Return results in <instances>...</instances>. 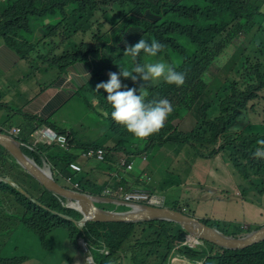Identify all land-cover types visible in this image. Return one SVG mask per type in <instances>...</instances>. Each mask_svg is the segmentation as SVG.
Instances as JSON below:
<instances>
[{
  "label": "trees",
  "instance_id": "1",
  "mask_svg": "<svg viewBox=\"0 0 264 264\" xmlns=\"http://www.w3.org/2000/svg\"><path fill=\"white\" fill-rule=\"evenodd\" d=\"M29 2L39 7L35 9L39 11L38 14H35V10L34 15L21 10V6L28 5V2L0 0V30L12 27L31 39L30 43L24 41L22 48L7 44L20 58L29 62L31 72L39 70L50 76L59 75L73 62L83 60V38L79 39V34L96 37L97 32L100 34L105 29L101 35L104 38L93 50L108 61L111 72L119 74L118 65L131 70L137 63L162 59L171 65L179 63L181 72L188 73V76L191 73L197 74L196 79H188L182 86L161 81L146 83L142 79L135 83L131 78L121 76L122 85L136 88L137 95L139 87L146 83L149 93L147 99H167L174 111L168 116L165 126L146 139H138L128 133L127 137L111 148L103 160L105 171L114 167L116 155L129 151V143L132 142L133 152H145L148 155L149 169L155 174L171 172L185 175L191 171L192 161L218 156L224 162L229 160L242 167L245 176L249 175V170H253L256 177L264 181V158L257 159L252 154L257 141L264 139V134H241L236 137L230 134V126L239 119L243 110L248 109L249 102L255 100L264 87V0ZM7 4L11 10L6 22L2 19L6 17L4 11L8 10ZM141 38L158 40L166 48L156 57L146 56L143 52L135 59L124 56L127 46ZM0 39L3 40L1 32ZM232 47V58L244 57L242 80L230 78L216 90L213 82L218 80L224 65L217 66V62ZM108 80L109 75L101 74L91 79L90 84L96 90L97 84ZM122 90L126 88L122 87ZM97 94V104L93 109L109 117L111 128L107 135L120 132L123 125L111 118L113 109L106 100L108 93L100 89ZM193 116L197 119L196 126L193 125ZM175 119L179 120L178 123L170 126V122ZM32 131L33 125L30 124L25 127L22 136L28 138ZM239 137H243L244 141L241 142ZM25 152L33 155L29 151ZM48 154L53 168L59 169L55 178L61 181L60 171L68 172V163L74 156L62 150L48 151ZM36 158L39 159L38 156ZM5 163L9 166L7 173L3 174L1 171L6 168ZM6 178L15 181L27 194L6 182ZM75 180L80 182L84 191L102 193L103 187L94 184L85 174L77 175ZM197 182L202 186L205 183L203 179ZM138 184L143 185L141 181ZM217 198V191L201 189L197 202L211 204L212 207L216 202L211 203V200L216 201ZM63 201L64 198L42 186L0 144V238L8 239L4 247L15 238L11 233L13 219H17L25 229L39 237L44 249L50 248L53 236L58 233L55 229H63L74 243L79 234L89 245L106 246L110 254L103 253L102 261L112 259L117 264H164L175 242L186 236L178 223L179 229L174 227L175 222L164 220L90 221L83 229H79L73 221L80 220L82 214L67 208ZM185 202L188 203V200ZM171 205L179 210L183 207L178 199L173 200ZM102 206L106 209L115 208L112 203H104ZM125 209L127 207L118 206V210ZM203 221L234 235L258 228L256 224L245 228L241 223L239 226H231L229 232L217 224ZM50 234L51 241L48 240ZM66 242L61 241L55 251ZM207 244L211 250L208 256L206 249L183 247L181 252L191 260L206 256L204 264H264V240L244 249H224L209 242ZM74 255L67 252L65 262ZM29 260H33L31 255H0L2 264H19Z\"/></svg>",
  "mask_w": 264,
  "mask_h": 264
},
{
  "label": "clouds",
  "instance_id": "2",
  "mask_svg": "<svg viewBox=\"0 0 264 264\" xmlns=\"http://www.w3.org/2000/svg\"><path fill=\"white\" fill-rule=\"evenodd\" d=\"M1 1H4V0H1ZM104 31L105 29H102L100 34H98L97 32L96 37L84 36L82 34H79V39L83 38V44L81 45L82 47L81 50L83 52V60H78L73 63L82 62L84 64H87L91 68L90 73L93 78L101 74L109 75V80L107 82H102V83L97 84L95 91L99 92L100 89H104L108 93L106 100L113 109V111L111 112V118L116 123L123 125L122 129L120 130L121 133H124V134L131 133L134 137L138 139H146L158 133L165 126L168 116L173 113L174 109H173L172 104L167 99L148 100L147 98L149 96V93L145 87V84L148 82L156 83L157 81L162 79L167 84H170V85L174 84L176 86H182L185 83V74L183 72L177 71L176 68H174L171 64L166 63V61L162 59L154 61V62L152 61L146 62L144 64L137 63L134 65V67L131 70H128L124 66L118 65L120 68V73L117 74L115 72H111L108 68L109 66L108 61L104 59L101 55H99L96 51L93 50V48L97 45V43L101 39L104 38V37H101ZM90 40L93 42H89ZM165 48H166L165 45L158 40L153 39L150 41L148 39L141 38L135 41L133 45L127 46L123 55L130 56L133 59H135L141 54V52H143L146 56L156 57L157 55H160L161 53H163ZM89 51H92V53L88 54ZM222 56L217 62V66L223 65L220 63ZM19 59L24 61L27 64V70L25 74L27 76H30L31 80H35L41 86H44V87L50 85L59 75H61L71 65L70 64L59 75L50 76L49 74L43 73L39 70H35L31 72L29 62L20 57ZM84 74H86L90 78V74L87 73L83 68L81 79L83 78ZM121 76H123L126 79L131 78V80H133L134 82L137 80H141V79L144 82H146L145 84L141 85L139 89V95H137L136 88H127L126 86L122 85ZM34 77L35 79H33ZM122 87L126 88V90H122ZM261 91L262 89L259 92ZM253 101L255 100H252L251 102ZM251 102H249L248 107H251L253 105V103L251 104ZM25 118H26V121L22 125H12L10 121V117H5L1 123L2 125H0V130L6 131L7 133L11 134L16 140H18L20 144V148L22 149L24 154L28 156L34 164H36L40 168L47 171L60 185L72 191H75V192L94 195L100 198H106L107 200L101 199V200H97L94 202L97 207L102 208V209H104V207L102 206V204L104 203H112L115 205V208L109 209V210H118V206L127 207V209L125 210H118L122 212L139 210L142 208L143 205H150L152 207H163V206L171 207L170 205H166L167 201L165 200V197L163 196L161 191L158 190L156 187H153V188L128 187L126 185V182L124 181V178L121 176L119 172L120 169H124L126 171H133L135 158L138 156H142L143 160L147 162L148 155L145 152L135 153L133 152V150H129L126 153L119 154L118 156H116V160H117L116 163H114L115 166L117 167L116 173L113 176H109L107 179L101 181L93 176V174L91 173V170L94 167L103 163V160L109 154L111 148L107 147L105 144L96 143V142L79 143L77 141L74 145L72 139L70 138V135L67 133V129L61 127L59 124L55 123L52 119H45V118L39 117L38 115H29V114H25ZM193 119H194L193 125L196 126V123H197L196 116L195 118L193 116ZM178 121L179 120L177 119V123ZM30 124L33 125V131L30 133L28 138H25L22 136V133L25 127L29 126ZM8 128H10L9 131H8ZM47 149H49L48 151L50 152L53 150H62L68 155L74 156V159L70 160L68 163V172L62 173L60 171L61 181H58L55 178V174H57V171L59 169L53 168V165L50 161V157H49ZM25 151H29L33 153V155L30 156ZM252 154L257 159L264 158V139H259L257 141V146L255 147V150ZM36 156L39 157L38 160ZM121 158L126 159V164L123 166L120 165ZM195 161L194 162L192 161V166L194 165ZM128 163H132V168L129 169L127 167ZM27 172L31 174L29 171ZM191 172L193 171H190L188 174H185V175L173 174V173L172 174L179 176L182 178L183 181H186V177ZM164 173H171V172H164ZM80 174L87 175V178L90 181H92L94 184L98 186H102L103 187L102 193L93 194L88 191L82 190L80 182L75 180V177ZM32 176L42 186H44L34 175ZM200 178L201 177H197L195 181H198V179ZM8 179L10 178H6L5 181ZM149 179L150 177L144 175V178H142L141 180L148 182ZM8 183L12 185L10 182ZM121 186L124 188L123 191H120ZM242 189L243 187L240 188V191ZM131 190L148 191L149 195H139L133 201H130L124 197L123 192L131 191ZM51 192L60 198H64L65 201H63V204L67 208L74 209L82 214V218L80 220L73 221L75 226H77L79 229H83L88 222L95 221V220H88L83 224L82 221L84 219V213L79 203L74 199H69L53 191ZM198 193H200V189ZM151 195H160L163 197L164 201L161 204H153L150 201ZM197 197L195 198L196 203H197ZM186 199L188 200V198ZM186 199H183V201H180V200L179 201L185 202ZM187 204L188 205L190 204L189 200ZM180 211L184 213L192 214L187 211L186 207H182ZM150 220L170 221L166 219H150ZM140 221H149V220H140ZM96 222H101V221H96ZM125 222H139V221H125ZM170 222H173V221H170ZM244 222L245 221H243L242 224ZM246 222L255 224L249 220H247ZM184 231L186 232V234L189 233L186 230ZM249 232H245L243 234H246ZM195 237H198V236H195ZM181 241L175 242L167 258V261L164 264L169 262L170 258L172 257V255H174L175 252H178L179 254H181L180 250L178 249L176 251L174 250L176 244H179ZM63 244L57 248V250L55 251V255H54L55 257V256H58V254H61V258L60 259L53 258V259L63 260L64 264H67L71 259L76 257L77 253L65 262L67 252L60 248L61 246H63ZM75 244H77L79 247L82 248V250L85 253V258L88 261V263L95 262L94 256L90 250V248L95 245H89L87 240L79 234L76 235V242L74 243V245ZM101 250L103 253H106L107 255L110 254V251L106 246L101 247ZM209 254L210 253H208L207 251V256ZM123 258L126 260L125 257ZM203 259L204 261L202 262V264L205 263L206 256L203 257ZM101 264H117V263L112 259H107V260L102 261ZM197 264H200V262H197Z\"/></svg>",
  "mask_w": 264,
  "mask_h": 264
},
{
  "label": "crops",
  "instance_id": "3",
  "mask_svg": "<svg viewBox=\"0 0 264 264\" xmlns=\"http://www.w3.org/2000/svg\"><path fill=\"white\" fill-rule=\"evenodd\" d=\"M243 58L244 57L232 58L231 56L228 58L227 62L224 63L222 67L218 80L213 82L216 90H218L224 81L229 80L230 78L242 80L245 69ZM172 66L176 68L177 71L181 72L179 63H175ZM83 68L90 74V78L84 74L81 79ZM26 70L27 64L19 59L18 53L7 44H4L0 39V76L3 75L5 77V79H0V125H2L1 123L5 117H10L12 125H22L26 121L25 114H29L38 115L45 119H52L55 123L67 129V133L70 135L74 145L77 141L79 143L96 142L105 144L109 148H113L117 143H120L125 137H127L128 134L121 132L107 135L111 128L109 117L106 113L101 114L93 110V107L97 104L98 94L90 84V80L93 79V77L90 73L91 68L87 64L82 62L71 64L50 85L45 87L41 86L35 80H31L30 76L25 74ZM3 76L1 77L3 78ZM185 76L186 80L184 84L188 81V73H186ZM15 77H17V81H14ZM33 79H35V77ZM159 81L165 83L162 79ZM7 90L13 91L15 97L18 99V107L14 110L8 106L6 99ZM260 96L259 92L258 97L255 100L259 99ZM218 107H221V105ZM91 110L95 111L100 118L92 116L90 114ZM17 114H20V120H17ZM239 139L241 142L244 141L243 137H239ZM128 149L134 150L132 142L129 143ZM213 159H218L225 163V169L228 170L226 162L218 156ZM116 161L115 157V163ZM225 169H222L220 174L213 175L209 182H207L206 178H200L205 181L203 185L204 189L217 191L218 194L220 188H231L232 185L225 174ZM116 170L117 167L114 165L113 168H109L108 171H105L103 169V164L101 163L94 167L91 170V173L95 178L103 181L109 176H113L116 173ZM194 170L195 166L193 165L191 171ZM119 172L128 187L136 188L156 187L155 184L164 173H152L149 169L148 161H144L142 156L135 158L133 171L120 169ZM144 175L150 177L148 182L141 180L144 178ZM139 181H141L143 185H139ZM236 187H238V190L240 191L241 186L236 185ZM186 198L190 201L189 197H184V199ZM214 202L216 203L212 207L211 204L208 205L198 202L197 204L204 205L208 209L206 217H209V215H214V209L219 204V194L216 201L211 200V203ZM243 221H247V219H244ZM65 242L66 243L60 248L66 252L76 254V246L71 238L65 239ZM31 256L33 257V260H29L22 264H48L43 260L35 258L33 255ZM53 264H64V261L54 260Z\"/></svg>",
  "mask_w": 264,
  "mask_h": 264
},
{
  "label": "rangeland",
  "instance_id": "4",
  "mask_svg": "<svg viewBox=\"0 0 264 264\" xmlns=\"http://www.w3.org/2000/svg\"><path fill=\"white\" fill-rule=\"evenodd\" d=\"M21 2H28V5H22L21 10L34 15V10L39 9V7L33 6L29 0H18ZM8 10L4 11L6 17L2 20H8V14L11 10V6L7 4ZM34 7V8H33ZM39 11L35 10V14H38ZM4 22V25H7ZM264 26V24H263ZM1 38H3V43L14 46L15 48H22L21 45L24 41L27 43L31 42V39L24 36L22 32L10 28H3L0 30ZM236 40V39H234ZM93 42V41H89ZM234 48H230L222 56L220 63L224 64L227 62L230 55L233 53ZM92 51H89L88 54H91ZM3 76V75H1ZM0 76V79H5ZM197 78L196 73H191L188 76L189 80H194ZM14 81H17L15 77ZM260 98L251 102L253 107L245 109L241 112L239 119L230 126V134L237 135L241 134H264V87L260 92ZM6 99L9 108L15 109L18 107V99L15 97L13 91H6ZM215 112L214 109H212ZM90 114L94 117L100 118V116L95 111H90ZM17 120H20V114H17ZM1 121V118H0ZM177 123V119L170 122V126H174ZM10 128H8V131ZM6 168L4 165H1L3 169L1 172L3 174L8 171V163ZM225 163L219 161L218 159L212 158H201L197 159L194 163L195 170L191 172L187 177L186 181H183L181 177L164 173L155 184L156 188L161 191L165 197L166 205H171V202L175 199L183 201L184 197L190 198V204L188 205L185 202H181L183 207L187 208V211L200 217L203 220H207L210 223L217 224L222 229H225L230 232L231 226H239L244 219L252 221L256 224V227L264 224V181L256 177L255 171L249 170V175L245 176L242 167L235 165L231 161L227 160V168L225 169ZM222 169H225V174L229 178L231 183V188L218 190L219 194V204L214 209L215 213L213 216L209 215V218H206L208 209L204 205H199L195 201V197L198 195L199 189H204L199 182L195 181L197 177L206 178L207 182L211 180L213 175L220 174ZM236 185L243 187L241 191L238 190ZM204 192V191H202ZM199 200V199H197ZM262 206V208H261ZM107 208H112L108 206ZM212 217L214 219H212ZM248 224V223H245ZM175 228H180L176 223L174 224ZM58 233L53 236V242L50 244L49 249H44L41 245L39 237H37L32 231L25 229L17 219L12 221L11 233L15 236L14 239H11L6 247L4 244L8 240L6 237L0 238V255H6L8 257L13 255H33L35 258L43 260L48 264H53V258H61V254L55 256V249L61 243V241L68 238V234L63 229H55ZM48 240L51 241V234L48 236ZM107 242V241H106ZM76 252L77 255L75 258L71 259L67 264H101L103 258V252L101 247L93 246L90 248L95 262L88 263L85 258V253L81 247L77 244ZM0 264H2L0 262ZM22 264V263H21Z\"/></svg>",
  "mask_w": 264,
  "mask_h": 264
},
{
  "label": "water",
  "instance_id": "5",
  "mask_svg": "<svg viewBox=\"0 0 264 264\" xmlns=\"http://www.w3.org/2000/svg\"><path fill=\"white\" fill-rule=\"evenodd\" d=\"M0 144L11 152L17 161L27 171L34 175L46 189L69 199L76 200L84 213L83 224L88 220L125 222L166 219L178 223L187 232L224 249H244L264 240V224L249 233L234 235L206 223L194 214L184 213L169 206L152 207L150 205H143L139 210L128 212L99 208L94 202L101 199L107 200L106 198L75 192L60 185L47 171L34 164L31 159L24 154L20 148L19 141L11 134L0 130ZM6 181L20 189L22 193L27 194L26 191L12 179Z\"/></svg>",
  "mask_w": 264,
  "mask_h": 264
},
{
  "label": "built area",
  "instance_id": "6",
  "mask_svg": "<svg viewBox=\"0 0 264 264\" xmlns=\"http://www.w3.org/2000/svg\"><path fill=\"white\" fill-rule=\"evenodd\" d=\"M125 164H126V159L121 158L120 165L123 166ZM127 167L129 169L132 168V163H128ZM123 190L124 188L121 186L120 191H123ZM123 195L127 200L133 201L139 195H149V192L131 190V191H124ZM150 201L153 204H161L164 201V199L160 195H151ZM245 223H248V224H245ZM243 226L245 228H251V223L245 221L243 223ZM183 247H191V248H199V249L205 248L207 249L208 253H210V249L208 248L206 241L203 240L202 238L195 237L194 235L190 233H187L185 238L179 244H176L174 250L176 251L178 249L181 251ZM203 261H204L203 258L191 260L186 254L182 252L181 254H179L178 252H175L174 255H172V257L170 258L169 262H167L166 264H197V262H200V264H202Z\"/></svg>",
  "mask_w": 264,
  "mask_h": 264
},
{
  "label": "flooded vegetation",
  "instance_id": "7",
  "mask_svg": "<svg viewBox=\"0 0 264 264\" xmlns=\"http://www.w3.org/2000/svg\"><path fill=\"white\" fill-rule=\"evenodd\" d=\"M14 159L16 160V162H17V159L14 157Z\"/></svg>",
  "mask_w": 264,
  "mask_h": 264
}]
</instances>
